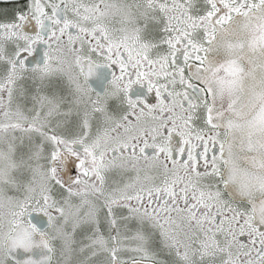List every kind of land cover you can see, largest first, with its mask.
I'll list each match as a JSON object with an SVG mask.
<instances>
[{"label":"snow or ice","instance_id":"snow-or-ice-1","mask_svg":"<svg viewBox=\"0 0 264 264\" xmlns=\"http://www.w3.org/2000/svg\"><path fill=\"white\" fill-rule=\"evenodd\" d=\"M0 264H264V0H0Z\"/></svg>","mask_w":264,"mask_h":264}]
</instances>
